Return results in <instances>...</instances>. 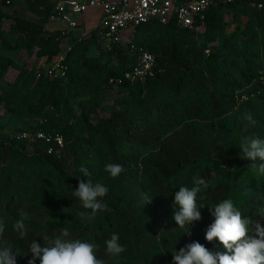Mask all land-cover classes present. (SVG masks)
Masks as SVG:
<instances>
[{
  "label": "trees",
  "instance_id": "trees-1",
  "mask_svg": "<svg viewBox=\"0 0 264 264\" xmlns=\"http://www.w3.org/2000/svg\"><path fill=\"white\" fill-rule=\"evenodd\" d=\"M10 4L0 0V35L19 30L32 43L48 46V58L56 59L60 32L6 12ZM239 5L248 21L231 34L220 31L217 44L189 43L197 32L173 25L159 28L168 36L151 34L145 47L157 53L155 74L141 82L124 77L138 63V48L120 57V66L105 68L83 56L84 38L66 52L65 76L37 78L23 72L13 82L6 81L9 62L0 53V100L14 107L19 96L27 98L22 110L46 119L21 132L41 130L63 137L58 154L54 141L0 133V219L17 264L31 259L28 246L33 240L43 244L45 235L52 237L65 227L70 238L98 245L97 258L106 264H172L173 253L194 241L226 252L218 241H206L205 233L214 222L210 207L227 198L253 220L262 215L264 225V175L250 170L253 161L239 155L242 137L264 139V0L213 5L205 29L216 30L220 11ZM52 6L40 13L48 16ZM5 19L15 22L6 33ZM152 25L134 30L145 33ZM110 78L117 88L109 108L104 103ZM246 113L255 125L245 119ZM109 162L123 166L118 178L104 171ZM82 164L94 183L109 188L103 198L107 210L91 222L80 218L84 209L72 196L80 180L88 179L80 176ZM195 176L208 187L198 194L202 218L186 225L189 235L173 218L174 195L180 186L191 188ZM21 209L29 215L24 239L14 229ZM113 233L126 249L118 257L106 254L105 241Z\"/></svg>",
  "mask_w": 264,
  "mask_h": 264
},
{
  "label": "clouds",
  "instance_id": "clouds-1",
  "mask_svg": "<svg viewBox=\"0 0 264 264\" xmlns=\"http://www.w3.org/2000/svg\"><path fill=\"white\" fill-rule=\"evenodd\" d=\"M245 119L251 125L256 121L250 113L245 114ZM239 148L241 159L253 161L249 169L259 175H264V139L257 136H245L240 140ZM259 161V163H257ZM223 166V165H222ZM104 171L110 178H118L124 171L121 164L109 162L104 165ZM80 176L88 177L87 182L80 180L78 187L72 190V196L77 198L84 211L79 212L82 220L93 221L97 214L107 210L103 198L108 194L109 188L100 182H93L92 173L83 164L79 168ZM78 176V178L80 177ZM208 184L199 176L193 177L191 188L180 186L174 195L175 213L174 220L179 228H186L201 217L200 209L204 206L198 203V194ZM203 199V197H201ZM214 222L206 229L205 239L209 243L218 241L226 252L211 251L199 242H191L179 251L173 253L172 264H264V225L249 216H245L241 209L231 198L223 199L210 207ZM19 217L14 224L20 239H24L28 229L25 220L29 219L26 211L21 209ZM5 222L0 219V264H17L13 248L3 239ZM191 234L189 227L185 232ZM159 237V236H157ZM118 234H111L105 241L106 254L118 257L125 252V247L119 242ZM98 245L79 238H70L68 228H60L58 234L52 237L45 235L43 244L33 240L28 249L31 259L27 264H106L104 259L97 258Z\"/></svg>",
  "mask_w": 264,
  "mask_h": 264
},
{
  "label": "rangeland",
  "instance_id": "rangeland-1",
  "mask_svg": "<svg viewBox=\"0 0 264 264\" xmlns=\"http://www.w3.org/2000/svg\"><path fill=\"white\" fill-rule=\"evenodd\" d=\"M10 1L11 4L10 6L6 7V12H11L14 15L34 23L40 22L39 24L46 28V21H48V19L47 16L40 13V9L44 10L47 5L54 3L56 0ZM251 5H254V3H251ZM248 19L249 15L247 12L241 9V5H239L237 8L225 7L220 11L218 19L216 20L217 29L208 31L204 27L203 29L196 31L197 33L195 32L196 37L193 35L190 36L189 43H191L192 40H195V42L198 40L200 43L208 41V44H217L220 31L226 34H231L239 27H243ZM11 23H15L13 19L4 20L2 29L4 30V33L10 31L9 27ZM162 27V24L154 23V25H152L151 28L145 33L135 30L128 31L122 36L121 41L116 44L111 51H106L102 44L98 43L97 35H87L88 33L84 35L81 33L80 36H87L85 39L87 40V43L83 49V56L89 60L88 62H94L98 60L99 64L101 63L105 65V68L120 66V57L132 55L133 51L137 48L141 50L140 52L149 50L148 47H145V44L150 41L151 38H149V36L151 34H156L157 36L170 35L160 31L159 28ZM46 34L47 32L43 33V37L46 36ZM48 48V46L43 47V45L40 43H32L28 39V35L21 33L19 30L9 32L7 35L1 34L0 53L3 55V58L9 62L8 71L6 72V81L13 82L17 79L20 73L23 72L26 74L31 73V75L34 76L39 69H43L49 65L54 57L51 59L48 58V54L50 52L48 51ZM41 52H44V54H40ZM205 53L208 52L205 50ZM153 54L156 57L157 53ZM80 61V63L84 62L83 59ZM35 78H33L31 82H34ZM112 80L113 79L110 78L107 81L108 87L106 86V88L108 99L104 103L105 106L109 108L111 106L110 104L112 103L114 90L117 88V86L112 84ZM27 102V98L19 96L17 102L14 103V107H10L8 106V102L6 100H0V133H7L11 136H20L22 129L27 128L30 130L35 126H40L43 121H46L44 116H38L37 118L27 112H24L22 109H24L26 105L29 104ZM106 111L107 110L103 109L101 113L106 114ZM261 219L262 215L257 221L260 222Z\"/></svg>",
  "mask_w": 264,
  "mask_h": 264
},
{
  "label": "built area",
  "instance_id": "built-area-1",
  "mask_svg": "<svg viewBox=\"0 0 264 264\" xmlns=\"http://www.w3.org/2000/svg\"><path fill=\"white\" fill-rule=\"evenodd\" d=\"M10 0H6L8 3ZM233 0H56L47 16L50 21L63 23L59 38H69L70 32L81 28L82 19L90 11L98 12L96 35L98 43L106 51H111L122 36L135 27L147 23H160L163 26L173 25L199 31L205 27L207 13L213 5ZM72 49L67 44L66 50ZM66 51V52H67ZM209 51L208 49L206 50ZM66 53L58 54L49 65L36 72L37 78L55 76L63 77L68 70L65 63ZM156 57L150 51L139 55L138 63L124 77L131 81H144L155 74ZM113 81V80H112ZM116 81H120L117 79ZM21 136L29 140L43 139L46 142H56V152L59 154L63 147V137L56 133L54 136L41 130L24 131ZM53 147H48L52 152Z\"/></svg>",
  "mask_w": 264,
  "mask_h": 264
},
{
  "label": "crops",
  "instance_id": "crops-1",
  "mask_svg": "<svg viewBox=\"0 0 264 264\" xmlns=\"http://www.w3.org/2000/svg\"><path fill=\"white\" fill-rule=\"evenodd\" d=\"M97 18H98V12L90 11L82 19L83 24H82L81 28H78V29L71 31L69 38L67 37V38L62 40L61 38H59V34H60L59 33L58 34V40L60 41V46H61V51L59 54L66 53V51H67L66 45L67 44L73 45L76 41H79V40L87 37V36H84V37L80 36L81 33L84 35L86 33H88L87 35H92V34L96 35L95 27H96V24L98 22ZM48 21H46L47 22V26H46L47 29L58 30L60 32L61 29H63L65 27V25L63 23L53 22V21H50L49 19H48Z\"/></svg>",
  "mask_w": 264,
  "mask_h": 264
}]
</instances>
